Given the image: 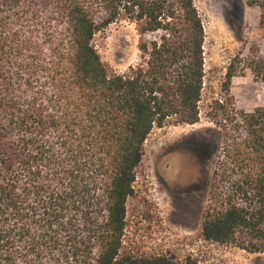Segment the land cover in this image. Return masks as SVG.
<instances>
[{"label":"trees","instance_id":"obj_1","mask_svg":"<svg viewBox=\"0 0 264 264\" xmlns=\"http://www.w3.org/2000/svg\"><path fill=\"white\" fill-rule=\"evenodd\" d=\"M244 2L264 30V0ZM120 18L139 60L115 74L92 42ZM203 39L194 0H0V264H198L121 238L152 129L198 122ZM242 62L264 83V57L236 56L226 89ZM211 117L222 138L200 236L264 254V107Z\"/></svg>","mask_w":264,"mask_h":264},{"label":"rangeland","instance_id":"obj_2","mask_svg":"<svg viewBox=\"0 0 264 264\" xmlns=\"http://www.w3.org/2000/svg\"><path fill=\"white\" fill-rule=\"evenodd\" d=\"M194 6L204 32L199 119L194 125H176L168 119L144 142L133 195L126 201L122 245L137 256L162 254L178 261L190 256L198 264H264V254L200 236L222 138L211 116L217 105L247 113L264 107V83L255 80L243 62L233 64L236 74L225 87L227 68L236 56L242 61L253 55L264 57L259 11L244 0H194ZM138 40L135 25L120 18L97 33L92 43L105 67L123 74L139 60ZM174 145L182 147L179 153L172 152Z\"/></svg>","mask_w":264,"mask_h":264},{"label":"flooded vegetation","instance_id":"obj_3","mask_svg":"<svg viewBox=\"0 0 264 264\" xmlns=\"http://www.w3.org/2000/svg\"><path fill=\"white\" fill-rule=\"evenodd\" d=\"M181 149H182V147L180 145H174V149H172V152H176V153L178 152L179 153L181 151ZM179 187L180 186L178 184L177 185L175 184L173 186L174 190H178ZM183 189L186 190V184L183 185Z\"/></svg>","mask_w":264,"mask_h":264},{"label":"bare ground","instance_id":"obj_4","mask_svg":"<svg viewBox=\"0 0 264 264\" xmlns=\"http://www.w3.org/2000/svg\"><path fill=\"white\" fill-rule=\"evenodd\" d=\"M183 134V133H182Z\"/></svg>","mask_w":264,"mask_h":264}]
</instances>
